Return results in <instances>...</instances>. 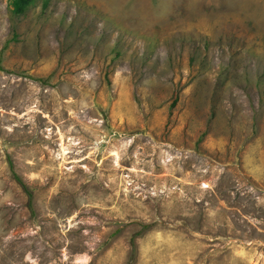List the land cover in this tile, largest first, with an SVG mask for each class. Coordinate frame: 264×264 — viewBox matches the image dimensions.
Returning <instances> with one entry per match:
<instances>
[{"label": "rangeland", "instance_id": "374dc122", "mask_svg": "<svg viewBox=\"0 0 264 264\" xmlns=\"http://www.w3.org/2000/svg\"><path fill=\"white\" fill-rule=\"evenodd\" d=\"M0 264H264V0H0Z\"/></svg>", "mask_w": 264, "mask_h": 264}, {"label": "trees", "instance_id": "16d2710c", "mask_svg": "<svg viewBox=\"0 0 264 264\" xmlns=\"http://www.w3.org/2000/svg\"><path fill=\"white\" fill-rule=\"evenodd\" d=\"M14 8V12L17 15H24L27 10L33 6L36 0H11ZM30 201H32L33 196L29 194Z\"/></svg>", "mask_w": 264, "mask_h": 264}]
</instances>
